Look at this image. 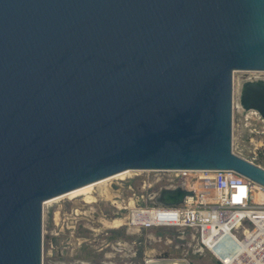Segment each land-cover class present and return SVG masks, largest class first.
I'll use <instances>...</instances> for the list:
<instances>
[{
	"label": "water",
	"instance_id": "obj_1",
	"mask_svg": "<svg viewBox=\"0 0 264 264\" xmlns=\"http://www.w3.org/2000/svg\"><path fill=\"white\" fill-rule=\"evenodd\" d=\"M236 71H264V0H0V264H43L45 202L120 172L264 186L233 150ZM239 105L264 120V78L242 82Z\"/></svg>",
	"mask_w": 264,
	"mask_h": 264
},
{
	"label": "rangeland",
	"instance_id": "obj_2",
	"mask_svg": "<svg viewBox=\"0 0 264 264\" xmlns=\"http://www.w3.org/2000/svg\"><path fill=\"white\" fill-rule=\"evenodd\" d=\"M244 76L243 71L234 73L233 150L264 166L263 121L256 115L249 119L241 117L236 107ZM111 182L121 187L117 194L122 196V207L130 206L128 202L132 206L134 191L141 194L137 184H132L131 172L123 180L120 177L96 184L89 195L95 196L96 192L102 195L106 185L110 190ZM86 195H63L44 204L43 264H145L154 258L184 259L191 264H223L201 244L194 230L132 229L127 220L128 210H120L111 201L99 197L89 204ZM117 218L125 220L121 226L108 225L107 221ZM224 250V246L217 249L220 254Z\"/></svg>",
	"mask_w": 264,
	"mask_h": 264
},
{
	"label": "built area",
	"instance_id": "obj_3",
	"mask_svg": "<svg viewBox=\"0 0 264 264\" xmlns=\"http://www.w3.org/2000/svg\"><path fill=\"white\" fill-rule=\"evenodd\" d=\"M243 72L245 76L242 82L264 78V71ZM236 107L241 111L239 103ZM251 115L258 116L264 128V120L256 111L241 117L249 119ZM255 154L257 157L258 154ZM247 159L262 166L259 162ZM132 171V184H137L141 191V194L136 191L132 193V206L128 202L130 206L122 207V196L119 197L118 191L110 189L109 197L103 194L98 196L100 200L111 201L120 210H128L127 220L132 229H192L199 235L201 244L223 264H264L263 185L233 170ZM174 187L192 193L177 205L155 202L163 188ZM145 192L148 194L145 195ZM220 246H224V253L217 251Z\"/></svg>",
	"mask_w": 264,
	"mask_h": 264
},
{
	"label": "bare ground",
	"instance_id": "obj_4",
	"mask_svg": "<svg viewBox=\"0 0 264 264\" xmlns=\"http://www.w3.org/2000/svg\"><path fill=\"white\" fill-rule=\"evenodd\" d=\"M133 173V171L132 170H128V171H124V172H120V173H118V174H115V175H113V176H110V177H107V178H105V179H102V180H100V181H97V182H94V183H90V184H87V185H84V186H82V187H79V188H77V189H74V190H72V191H70V192H68V193H66V194H63L64 196L65 195H69V196H78V195H81V194H88V196L86 195V197H88V198H86L87 199V203H89V204H92V203H95V201L97 200V198H98V196H100L101 195V193H98V192H96L95 193V196H91V195H89V193H91V191L94 189V187L96 186V184L98 185V184H103V183H106V182H108V181H110V180H113V179H118V178H120L121 177V180H123V179H125L126 178V175L127 174H130V173ZM108 187V185H106L105 186V188H104V192H103V195H106L107 197H109V194H110V190L107 188ZM63 195H60V196H63ZM97 195V196H96ZM60 196H58V197H60ZM58 197H55V198H58ZM55 198H52V199H50V200H53V199H55ZM49 201V200H48ZM46 203V202H45ZM132 205H133V203H132ZM124 219H120V218H117V219H115L114 221H107V223H108V225H110L111 227H119V226H121L123 223H124ZM176 262H178L179 260H176V259H174Z\"/></svg>",
	"mask_w": 264,
	"mask_h": 264
}]
</instances>
